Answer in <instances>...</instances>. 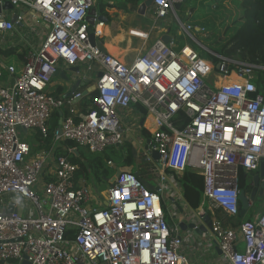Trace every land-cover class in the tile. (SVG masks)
I'll return each instance as SVG.
<instances>
[{
  "label": "built area",
  "instance_id": "built-area-1",
  "mask_svg": "<svg viewBox=\"0 0 264 264\" xmlns=\"http://www.w3.org/2000/svg\"><path fill=\"white\" fill-rule=\"evenodd\" d=\"M183 1L152 0L153 26L175 17L186 37L198 42L192 31L203 29L175 12ZM6 2L23 6L48 29L39 47L26 53L21 74L6 66L13 81L0 84V264H191L162 208L167 172L199 168L203 203L238 217L239 170L253 176L264 161V92L255 83L264 66L216 54L214 62L187 43L161 38L125 63L90 42L87 13L94 0H0V7ZM22 14L12 22L0 11V49L24 25ZM129 33L147 38L145 32ZM60 64L87 71L97 64L102 75L94 85L95 108L79 120L64 118L53 141L69 140L93 153L123 145L132 131L123 113L133 108L149 134L145 158L159 177L155 189L122 170L96 195L78 185V165L68 156H55L52 148L33 153L24 133L45 138L52 112L65 103L48 92ZM179 112L188 121L176 128L172 119ZM65 149L72 154L76 148ZM211 234L226 264H264V210L239 224L213 219Z\"/></svg>",
  "mask_w": 264,
  "mask_h": 264
},
{
  "label": "crops",
  "instance_id": "crops-1",
  "mask_svg": "<svg viewBox=\"0 0 264 264\" xmlns=\"http://www.w3.org/2000/svg\"><path fill=\"white\" fill-rule=\"evenodd\" d=\"M135 1L136 2L133 3L124 0H94V5L91 8L95 11L93 26L95 39L101 43L105 52L118 57L125 63H129L137 54H139L140 52H144L148 48V46L157 38H162L165 36L166 38H168L169 36L168 40L171 39L175 41L174 23L177 22L176 18L169 16V21L166 24L153 26V22L150 16V14L152 13L151 4L145 6L143 11H139V7L144 1ZM0 11H2L4 16L11 21L13 16H15L16 20V16L23 13L22 15L25 21L24 25H22L21 27L17 25L12 37L7 38L6 41L3 42L4 45L0 49V51L9 48H21L24 49L27 53L29 50L39 47L48 29L45 24L41 23L37 18H33L29 14V11L23 6H14L10 9H4L3 7H0ZM175 12L177 13V10H175ZM134 15L137 18H134ZM99 24H103V26H101V32H97V27ZM130 30L145 32L147 33V38H139L133 36L129 33ZM180 33L181 30L177 32V34ZM23 65L24 63L17 70L15 68V75L21 74ZM6 66H11V64L5 63L3 60H0V84L10 85L13 81L14 75L10 74L6 70ZM101 70V67L97 64H95V66H93V68L89 71L85 70L82 65H59L58 71L53 76L48 87V92L50 94L65 99V103L62 108L56 110L61 113L59 120H63L66 117H70L74 120H79L81 118V116L84 114L82 110V103L90 96L91 93L95 92V81L98 78V74L101 72ZM77 92H80L81 96L79 97V100L75 102V98H73V95ZM52 114L49 120L50 129L51 127L55 129L59 126V120L58 124L53 127ZM123 114L124 122L129 124L132 128L130 134L126 135L127 141L125 143H129L136 150L141 151L145 158L146 150L144 148L146 146V138L149 137L147 130L144 128L145 120L133 108L126 109ZM24 134L28 135L29 132H26ZM43 139L44 138H42L38 132L32 133L30 142H27L32 146L33 153L46 149V142L44 143ZM65 145L67 144H64L63 148L69 147ZM70 155L71 154L67 153L66 156L70 158ZM111 166H113L114 168V165ZM150 168H153V163ZM184 173L185 172H167V181L163 184V204L167 209L166 219L169 223L170 218L171 225L178 228L183 238V245L181 248L182 252L188 257L191 264H226L220 254L218 242L211 234V232L197 235L188 228H180L181 222H189L187 214H191L192 211H196L198 212V214H203V211H205V214L203 216L210 213L209 215L211 216L212 220H219L217 218V210L212 209L207 205V203H203L202 198L198 208L194 209L191 207L188 202L187 193L185 191L183 182L181 181ZM75 177L78 180L79 186H87L91 189V186L88 184V179H84L79 174L78 177L75 174ZM159 183L160 182L157 181L155 177V186L153 187V189H155ZM100 184L104 187L106 186V188L109 186H107V184H104L103 182ZM95 190L96 189L94 188V191ZM101 205L105 206V203ZM250 207H248L246 215ZM250 209L253 210L252 214H250V216L245 219H253L259 214L258 210H255L253 206ZM199 221L200 223H202L201 220H197V224H200ZM227 224L228 223H224V225ZM240 244L241 248H239ZM237 247L238 250H242L243 243L239 241Z\"/></svg>",
  "mask_w": 264,
  "mask_h": 264
},
{
  "label": "trees",
  "instance_id": "trees-1",
  "mask_svg": "<svg viewBox=\"0 0 264 264\" xmlns=\"http://www.w3.org/2000/svg\"><path fill=\"white\" fill-rule=\"evenodd\" d=\"M124 1L136 2L135 0ZM177 15L180 19L203 29L202 31L194 30L197 35L201 36L196 38L198 42L188 39L187 44L196 52H199L197 46L200 45L202 48L204 46L213 52L210 53L206 50L214 62L218 61V58L213 55L216 54L234 61L264 66V0H184L177 10ZM25 54L24 49L9 48L0 51V60L11 65L14 64L13 66L17 70L24 63ZM256 74L257 92H264V70L258 69ZM95 96L96 92H93L83 101L82 110L84 113L95 108L93 103ZM52 116V126L54 127L58 124L61 113L55 111ZM186 121L188 118L183 112H179L172 119L176 128H181ZM53 129L51 127L43 139V142H46V149L44 150L51 147L54 155L59 156L68 153L63 148L64 144L75 147L76 151L72 152L70 159L78 165L77 177L79 174L84 179H94L108 186L112 183L111 180L115 173L113 166L107 163V161H111L114 166L133 172L148 189H153L155 186L153 184L155 174L150 168L152 163L146 160L143 153L136 150L131 144L125 143L118 147L111 146L102 152L93 153L69 140L54 142L52 139ZM184 172L181 181L187 193L188 202L192 208H198L202 198L201 176L188 169H185ZM43 178L45 181L51 180L48 174H45ZM238 185L245 194L249 195L252 190L251 173L240 169ZM262 198L264 197L259 200ZM253 205L255 209V204ZM162 208L167 213L164 204ZM250 208L248 215L245 214L246 217L245 215H238L237 218L227 216L226 223L239 224L252 214L253 210ZM66 237L72 238L73 232L69 231Z\"/></svg>",
  "mask_w": 264,
  "mask_h": 264
},
{
  "label": "water",
  "instance_id": "water-1",
  "mask_svg": "<svg viewBox=\"0 0 264 264\" xmlns=\"http://www.w3.org/2000/svg\"><path fill=\"white\" fill-rule=\"evenodd\" d=\"M152 2V0H146L144 1L140 7H139V11H143V9L145 8V6L150 5ZM181 6V3H176L174 5L175 10H178ZM4 9H10L12 8L11 4L9 2H6L3 6ZM94 14L95 11L90 9L87 13V20L89 22V37H90V42L92 43V45H96L97 47H99L100 50L104 51V48L102 47L101 43L99 41H97L94 37V32H93V26H94ZM100 19V17H99ZM15 20V16L12 17V21ZM164 42H167L169 39L165 37L161 38ZM218 68V65H217ZM102 75V73L100 72L98 74V77H100ZM79 100V97L75 98V102ZM62 122V119L59 120V126H58V130H60V124ZM145 150L147 149V146H145L144 148ZM151 157L154 160H157L159 158L158 153L157 152H152L151 153ZM115 169V173H114V177L112 178V182L115 180L116 177L119 176L120 172L122 171L121 168L114 166ZM260 176H264V161L261 162L260 165V171L258 174H254L252 176V190L250 192L249 195L245 194L244 191L240 190V194H239V204H240V212L239 215L240 216H244L247 212V209L249 207V201H254L255 197L257 194H259V196H263L264 195V184L263 183H259V177ZM9 211H11V208L9 209ZM188 217V221L189 222H181L180 223V228L181 229H185L188 228L189 230L193 231L194 234L197 235H202L205 234L207 232H211V224H212V218L209 214H206L205 216H201V214H198V212L196 211H192L191 214H187ZM197 220H201L202 223L197 224ZM22 264H28L27 262H23Z\"/></svg>",
  "mask_w": 264,
  "mask_h": 264
},
{
  "label": "rangeland",
  "instance_id": "rangeland-1",
  "mask_svg": "<svg viewBox=\"0 0 264 264\" xmlns=\"http://www.w3.org/2000/svg\"><path fill=\"white\" fill-rule=\"evenodd\" d=\"M134 14H135V12H134ZM134 18H137V17L134 15ZM181 21L182 22H186V21H184L182 19H181ZM174 27H175L174 38H175L176 44L177 45H181V44L188 43L189 40L186 37V35L184 34V32L181 31L180 34H177V32L181 30V27H180V24H179L178 21L174 23ZM192 33L194 34V36L196 38L197 37H201L200 35H197V33L194 30L192 31ZM197 49H198V51H199L198 53L200 54L201 57H203L205 59H208V60H212L210 58V55L207 54L208 52L206 50H204L200 45L197 46ZM32 133L33 132L30 131L29 134L28 135H24L23 138L26 141L30 142V140L32 138ZM154 174H155L156 180L159 181L158 180L159 177H158L157 173L155 172ZM88 184L91 186V189L93 190V193H95L96 195H98V191L101 192V193L102 192H105L106 186L104 187L97 180L91 179V180L88 181ZM153 184H154V180H153ZM94 188L96 189L95 191H94ZM261 197H264V195L263 196H259V194H257L256 197H255V199H254V201H253V204H255V210H258L259 213L264 210V198H262L261 200H259ZM92 205H93V201H92ZM217 218L219 220H221V222L224 224V223H226L227 215L224 212H222L221 210L217 209ZM169 224L171 225L170 218H169ZM239 248H241V244L239 245Z\"/></svg>",
  "mask_w": 264,
  "mask_h": 264
},
{
  "label": "bare ground",
  "instance_id": "bare-ground-1",
  "mask_svg": "<svg viewBox=\"0 0 264 264\" xmlns=\"http://www.w3.org/2000/svg\"><path fill=\"white\" fill-rule=\"evenodd\" d=\"M101 26H103V24H99V25H98V27H97V32H101V30H102ZM117 27H118V26H117ZM185 169H188V170L193 171V172H195V173H197V174H200V175H201V173H202V171H201L199 168H196V167H194V166H187Z\"/></svg>",
  "mask_w": 264,
  "mask_h": 264
}]
</instances>
